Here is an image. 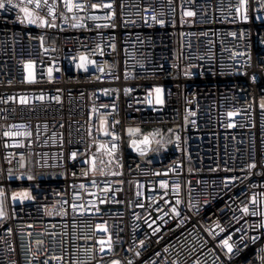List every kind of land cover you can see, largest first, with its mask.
<instances>
[{"label":"built area","instance_id":"built-area-1","mask_svg":"<svg viewBox=\"0 0 264 264\" xmlns=\"http://www.w3.org/2000/svg\"><path fill=\"white\" fill-rule=\"evenodd\" d=\"M36 2L0 0V264H264V0Z\"/></svg>","mask_w":264,"mask_h":264},{"label":"rangeland","instance_id":"rangeland-1","mask_svg":"<svg viewBox=\"0 0 264 264\" xmlns=\"http://www.w3.org/2000/svg\"><path fill=\"white\" fill-rule=\"evenodd\" d=\"M29 198H31V193L26 188L14 189L12 193L9 194L5 188L0 187V221L4 217H7L11 202Z\"/></svg>","mask_w":264,"mask_h":264},{"label":"snow or ice","instance_id":"snow-or-ice-1","mask_svg":"<svg viewBox=\"0 0 264 264\" xmlns=\"http://www.w3.org/2000/svg\"><path fill=\"white\" fill-rule=\"evenodd\" d=\"M29 2L31 3V0H29ZM5 5L3 3H0V8H3ZM39 0H37L36 2V7H39ZM110 7V5H109ZM25 12H27V9H24ZM188 15H192V13H188ZM31 22V21H30ZM231 115V114H230ZM245 211H247V209H245ZM101 243H103V241H101ZM225 244H227V241H225ZM229 251H231V248H229Z\"/></svg>","mask_w":264,"mask_h":264},{"label":"water","instance_id":"water-1","mask_svg":"<svg viewBox=\"0 0 264 264\" xmlns=\"http://www.w3.org/2000/svg\"><path fill=\"white\" fill-rule=\"evenodd\" d=\"M147 149H148L147 146H141V147H139V150H140L141 152H145Z\"/></svg>","mask_w":264,"mask_h":264}]
</instances>
